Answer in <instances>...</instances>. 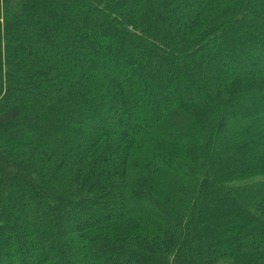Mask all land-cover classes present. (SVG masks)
Listing matches in <instances>:
<instances>
[{
	"label": "trees",
	"instance_id": "16d2710c",
	"mask_svg": "<svg viewBox=\"0 0 264 264\" xmlns=\"http://www.w3.org/2000/svg\"><path fill=\"white\" fill-rule=\"evenodd\" d=\"M0 264H264V0H0Z\"/></svg>",
	"mask_w": 264,
	"mask_h": 264
},
{
	"label": "rangeland",
	"instance_id": "374dc122",
	"mask_svg": "<svg viewBox=\"0 0 264 264\" xmlns=\"http://www.w3.org/2000/svg\"><path fill=\"white\" fill-rule=\"evenodd\" d=\"M104 72H105V71H104ZM114 106L116 107V104H115ZM114 106H113V107H114ZM117 109H118V108L116 107L115 110H117ZM105 111L108 112V109H106ZM98 118H99V117H98ZM95 122L97 123V119H94V120H93V123H95ZM109 130H110V128H109ZM104 131H105V130H104ZM106 131H108V130H106Z\"/></svg>",
	"mask_w": 264,
	"mask_h": 264
}]
</instances>
